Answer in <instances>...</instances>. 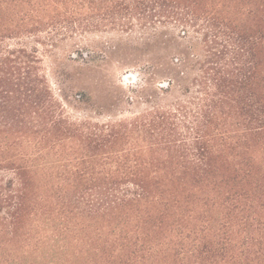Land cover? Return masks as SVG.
I'll use <instances>...</instances> for the list:
<instances>
[{
	"label": "trees",
	"instance_id": "obj_1",
	"mask_svg": "<svg viewBox=\"0 0 264 264\" xmlns=\"http://www.w3.org/2000/svg\"><path fill=\"white\" fill-rule=\"evenodd\" d=\"M104 33L180 96L72 117L39 47ZM0 264H264V0H0Z\"/></svg>",
	"mask_w": 264,
	"mask_h": 264
},
{
	"label": "rangeland",
	"instance_id": "obj_2",
	"mask_svg": "<svg viewBox=\"0 0 264 264\" xmlns=\"http://www.w3.org/2000/svg\"><path fill=\"white\" fill-rule=\"evenodd\" d=\"M126 38L119 34H90L67 40L50 53H46L44 47H39L45 74L55 94L59 95L62 88L61 94L67 97L72 106L74 98L80 97V92L89 98L88 105L67 108L72 117H90L105 122L125 120L161 102L162 98L170 102L175 96H180L177 89L170 95L162 92L169 81L177 76L178 67L171 64L152 68L158 62L156 57L134 50L128 46L130 42ZM176 39L177 42H171L169 49L173 61L178 59L188 44V39ZM111 45H117L120 51L111 55L107 62L101 60L99 52H95L91 55L93 63L101 66L90 69L83 66L87 58H82L79 49L99 50Z\"/></svg>",
	"mask_w": 264,
	"mask_h": 264
}]
</instances>
